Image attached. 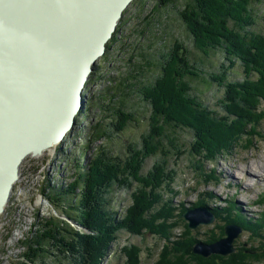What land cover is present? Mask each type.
Masks as SVG:
<instances>
[{
	"label": "rangeland",
	"instance_id": "obj_1",
	"mask_svg": "<svg viewBox=\"0 0 264 264\" xmlns=\"http://www.w3.org/2000/svg\"><path fill=\"white\" fill-rule=\"evenodd\" d=\"M190 1L168 0L166 4H160V0H134L124 11L109 41L111 44L108 43L106 53L97 60L95 70L86 82L83 89L86 106L77 114L73 129L54 151L47 150L39 156L29 155L22 162L20 176L5 210L0 213V264L83 263V251H78L81 252L78 254L69 247L59 249L60 246H54L62 240L74 246L79 242L75 237L66 238L63 233L49 234L51 226H46L45 222L52 217L67 221L74 231L89 237L92 244L98 236L104 243L107 236L110 251L100 259V264H127L126 250L134 251L135 246L141 250V254L137 251L139 264L159 263L163 259L161 256L166 257V253L169 255L174 249L177 251L175 255L171 252L173 256L190 261L191 257L183 256L189 246L187 243L192 241L194 247L197 242L219 241L226 237L225 227L230 224L229 220L240 218L243 220L240 223L245 224H237L243 231L235 238L233 253L207 257L193 253L202 258H219L221 262L235 256L244 260L243 264H264V176L258 177L260 180L256 179L255 184L246 189L244 183L250 181L251 175L246 172L244 177L235 175L234 178L228 173L236 170L237 164L245 165L257 160L255 166H259L264 160V120L257 129L253 125L249 127L240 116L248 112L246 107L251 100L247 96L240 98L237 90L234 91L237 86L251 81L255 70H250L251 63H243V55H232L233 52L223 43L207 53L198 48L181 15ZM251 4L250 7L246 5L250 14L249 17L248 13L244 15L247 22H241L240 29L236 27V21L228 22L231 28L236 27L241 32L242 39L264 34V0H254ZM226 5L221 18L229 13L225 8L232 9L228 2ZM261 48L258 46L257 52L251 56L255 57V53L262 55ZM178 54L185 59L188 71L192 73L186 75L187 88L193 87L197 93L185 95V106L175 97L167 104L175 88V79L169 74L178 66ZM136 63L145 67L143 75L137 78L134 77L138 71ZM181 65H184L182 60ZM138 78L141 88L152 87L159 91L148 92L156 104L143 100L144 92L135 85ZM127 85L133 88L131 97L123 94L125 88L130 89ZM121 102L127 103L129 110L137 109V114L135 119L128 120L125 126L116 130L114 125L120 126L117 125L119 118L111 119L105 115H111L117 108L115 104L121 105ZM190 103L194 108L195 104L202 108L199 120L190 117L189 113L195 115L186 107ZM253 104L256 106L257 103L253 101ZM259 113L264 114V110ZM172 119H176L175 122ZM208 119L223 122L227 127H211L212 123L209 124L210 129L203 127V122L207 123ZM236 122H241L240 128L248 133L239 134L236 138L232 136L229 150L215 153L217 142L224 143L231 137L228 125ZM111 124L114 125L110 127V138H95L97 132L105 133L102 125L109 127ZM166 135L175 136L172 145L167 143ZM164 142L168 145L167 156L162 149L165 148ZM207 146L214 151L208 152ZM105 147L111 149L109 155L125 153L124 165L128 167L127 182L121 181L120 177L109 181L110 185L100 193L104 203L110 199L111 212L107 213H112L110 216L115 220V228L107 226L111 228L108 233L99 232L101 228L93 231L78 224L65 216L64 211L53 205L47 196L54 188L69 185L77 171L90 170L99 149ZM212 153L216 156L209 161L207 155ZM130 165H138L134 175L129 174ZM163 168L166 178L161 180L159 176ZM140 180L147 184L140 186ZM150 198L159 201L151 205ZM142 199V208L146 207L141 217L143 227L139 233L131 232L127 226L122 227L121 222L127 217L132 219L133 209ZM200 205L207 206L216 219L211 224L190 228L183 214ZM151 223L159 227H152ZM195 264H199V260Z\"/></svg>",
	"mask_w": 264,
	"mask_h": 264
},
{
	"label": "trees",
	"instance_id": "obj_2",
	"mask_svg": "<svg viewBox=\"0 0 264 264\" xmlns=\"http://www.w3.org/2000/svg\"><path fill=\"white\" fill-rule=\"evenodd\" d=\"M168 0H160V4H166ZM223 1V2H222ZM254 0H191L186 4V6L183 8L181 11L182 18L184 19V22L188 25L190 28V31L193 34V37L195 39V43L200 48V50L204 53H207L209 49H215L216 46L221 45L222 43L227 45V47L233 52L232 55H243L241 59L244 61L243 63L245 64H250V70H255L253 73L254 75L251 76L252 79L251 81H247L246 84L237 86V89L233 86L235 89L234 91L237 90V94L240 95V98L243 96H247V99H250L251 101H248V112L240 118H243L246 120V123H248V126L253 125L258 128V125L261 121L264 119V114L260 115L264 110V34H258V35H250L251 37H246L242 39L243 35L241 34L240 31L237 30L240 29V23L241 22H247L244 18V15L248 13L247 17H249L250 10L248 11V7L250 5L252 6L251 2L253 3ZM226 2L229 3L230 9L225 8L226 11H228V15L226 17H220L225 10L222 11L224 7H227ZM255 3V2H254ZM234 5V6H233ZM252 10V9H251ZM236 21V29L231 28L228 24L229 21ZM239 21V22H238ZM242 36V37H241ZM245 36V35H244ZM257 40L256 44L255 41ZM111 44V43H109ZM258 46L262 47L260 49L262 55H259L255 53V57L251 56V53L257 52ZM231 51H227V53H231ZM253 51V52H252ZM178 57V66H175L176 68L172 70V72L169 74L172 79L175 81L173 82V87L171 96L167 100L170 103V101H173V97L177 98V101L182 104V106H185V95L186 96H194L197 95V93L194 91V88H187L188 84V78L186 77L187 73H190L188 71L189 67L185 59H182L181 54L177 55ZM181 60L184 63V65H181ZM257 62H260L258 64ZM136 73H134V77H140L143 75V71L145 70L143 67L142 63H136ZM248 70V71H250ZM192 74V73H190ZM168 75V74H167ZM126 81V80H125ZM125 83L128 84L126 81ZM135 85L139 86V90L144 92L143 93V100L146 102H152L153 104H156V101L153 100L152 95H149L148 92L153 94V91L156 93L159 91L153 90L152 87H143L141 88L140 86V78L136 79ZM128 87V85H127ZM130 89L126 90L127 88L124 89V96L125 97H131V91L133 88L128 87ZM146 92V93H145ZM154 92V93H155ZM159 94V93H158ZM148 97H151L150 99ZM178 97H180L178 99ZM149 101H148V99ZM196 98V97H195ZM152 100V101H151ZM117 101V100H116ZM253 101H255L257 104H253ZM122 103V102H121ZM123 104V103H122ZM115 104L117 108H114V111L110 114H107L105 116H110L111 119L113 117L119 118L117 121L116 126L114 124H111L109 127H105V125H102L103 128H105V133L102 132H97L95 134L96 139H100L105 136V138H110L112 133H110V127L114 125V128L116 130L121 129V127L125 126V123L128 122V120H133L136 117L137 114V109H128L127 103L123 105ZM263 105V107H261ZM258 106H260V109H257ZM189 110L193 111L195 115H190L192 119H200L198 116L202 115L200 110L202 109L199 104H195L194 106L190 103L189 105L186 106ZM245 107V106H244ZM197 108V109H196ZM180 111H183L182 109H179ZM183 112H181L182 114ZM197 115V116H196ZM237 117V115H236ZM204 118V117H203ZM174 122L176 119H172ZM226 120H229L227 118ZM129 121V122H130ZM112 122V121H111ZM121 122V123H119ZM204 126L203 127H209V124H211V127L219 128L226 126L223 122L219 123L216 120H207V123L203 122ZM233 124V123H232ZM230 124L228 125V130L231 129V137L228 139L226 142H220V140L217 142V145L214 148H217L215 153L217 152H222L224 150H229L230 145L232 144V136L235 138L239 134H244L248 133L247 131L243 130L240 128L242 126L241 122H236L233 125ZM123 125V126H122ZM206 125V126H205ZM247 126V127H248ZM227 127V126H226ZM112 129V128H111ZM248 129V128H247ZM208 131V130H207ZM206 131V132H207ZM219 134H223L217 131ZM210 134L209 132H207ZM166 137L169 139V142L167 143H173L175 140V136L171 135L169 137L166 135ZM199 137V136H198ZM222 139V138H221ZM223 140V139H222ZM166 142L163 143L165 148H162L164 150V155L167 156V151H168V145ZM221 143V144H220ZM176 148V145L175 147ZM204 148V147H203ZM179 150V148H178ZM208 152H213L214 150H210V147L207 146ZM206 150V151H207ZM110 152L112 153L111 149L109 147H105V149L100 148L96 159H94L93 164L90 167V170L88 171H83L82 169L77 171V175L75 179L69 183V185L65 187H57L51 190L47 196L51 203L55 205L57 208H61L62 211H64V215L71 218L72 220L76 221L78 224L83 225L84 227H89L91 230L96 231L99 229V232L102 231V233H108L111 231L110 227L107 226H112L114 227L115 220L111 218L112 213H107V211H110V199L105 200V203L102 201L100 193H102V190L107 188V185H110L108 182L113 181V180H118L120 177L121 181H126L127 182V175L128 173L126 170L128 169L127 164L124 165L125 160H126V155L125 153L120 154L119 156H113L109 155ZM215 153L211 154L210 156L207 155V159L209 161H212L214 157L216 156ZM166 159V157H165ZM167 160V159H166ZM138 166V165H137ZM135 165H130L129 166V174L134 175V173L137 171L138 167ZM165 167H168L167 164ZM81 168V166H80ZM127 173V174H126ZM161 175L159 176L162 180V178H166V172L165 168L161 170ZM143 184H147L143 180H140V186ZM149 184V183H148ZM147 186V185H146ZM112 199V198H111ZM144 200L142 199L141 202L139 203L137 201V206L134 207L133 211L134 214L131 215L133 221L129 223V218L127 217L125 220L121 222L122 227L127 226V228L131 232H138L140 229L143 227V218H141L144 214V210L146 207L142 208V202ZM159 199L157 198H150L149 202L151 205H156L158 203ZM149 204V205H150ZM147 206V205H146ZM105 207V210H104ZM111 212V211H110ZM114 213V212H113ZM130 216V214H128ZM230 223L238 224L242 221L238 219H231L229 220ZM46 226H51V231L49 234H61L66 238H71L75 237L77 238V241L79 242V246L76 245L74 246L73 244L66 242V241H58L54 246H60L59 249H62L63 246L66 249V247H69L70 249L76 251L78 254L81 252L78 251H83L82 259L83 263L80 264H100L101 263V258L106 257L109 254L110 247H109V241L107 236H105L106 240L103 243L102 240L100 241V237L95 238V243L92 244V241L87 238L86 235H80L72 227H70L69 223L65 221L64 219H58V218H50L45 222ZM130 224V225H129ZM152 227H159L158 224L151 223ZM242 224V223H240ZM245 224V223H243ZM242 224V225H243ZM149 225V224H148ZM244 226V225H243ZM150 226V228H152ZM115 228V227H114ZM115 230V229H114ZM48 233V232H47ZM139 233V232H138ZM74 235V236H73ZM110 237V236H109ZM45 238V236H44ZM49 239H54L53 237H47ZM72 239V238H71ZM112 239V238H111ZM49 241V240H48ZM187 252L183 254L184 257L191 258L189 259L190 261H187L185 259L179 260V256L175 257L173 256L174 252L177 251V249L171 250L166 257L165 255L161 256L163 257L162 260L159 261V263L155 264H162L163 261L166 262V264H195L196 261L199 260V264H243L244 260L241 261L239 257L233 256L232 258H226L223 259L222 262L219 260V258H202L193 253V242L187 243ZM38 246V245H37ZM165 247V246H164ZM39 250H42L41 247ZM185 250V251H186ZM126 256L128 257V261L126 262L127 264H139V255L141 254V250L138 247H134V251H132L130 248H127L126 250ZM140 253H138V252ZM175 255V254H174ZM196 257V258H195ZM160 259V256H159ZM158 259V260H159ZM198 259V260H197ZM219 260V261H217ZM195 262V263H192ZM143 264V263H142ZM154 264V263H153ZM253 264V263H252Z\"/></svg>",
	"mask_w": 264,
	"mask_h": 264
},
{
	"label": "water",
	"instance_id": "obj_3",
	"mask_svg": "<svg viewBox=\"0 0 264 264\" xmlns=\"http://www.w3.org/2000/svg\"><path fill=\"white\" fill-rule=\"evenodd\" d=\"M133 1L85 0L75 7L76 20L70 21L71 25L64 31L66 35L63 32L55 38L51 47L43 45L41 48L42 44L32 38L37 47L31 52L37 53L40 48L42 51L41 90L25 95L18 102L25 113L22 123L10 119L9 111L0 106V213L7 206L24 159L55 149L73 129L76 116L86 102L83 97L86 82L97 60L106 53L124 11ZM15 28L19 32L21 26L16 24ZM10 37L1 31L0 53H19L20 48L12 45L14 39ZM9 60L11 63L12 57L9 56ZM183 216L190 228L211 224L216 219L205 205L188 209ZM242 231V227L230 223L225 227L226 237L213 243L197 242L193 251L205 257L233 253L235 238Z\"/></svg>",
	"mask_w": 264,
	"mask_h": 264
},
{
	"label": "bare ground",
	"instance_id": "obj_4",
	"mask_svg": "<svg viewBox=\"0 0 264 264\" xmlns=\"http://www.w3.org/2000/svg\"><path fill=\"white\" fill-rule=\"evenodd\" d=\"M84 1L0 0V33L2 31L7 38L13 37L12 45L20 48L19 53H10V55L0 53V106L9 111L10 119L15 118L23 122L25 113L21 110L23 107L19 101L25 95L39 93L43 84L41 81L43 65L40 54L42 46L51 47L55 38L60 37L66 27L71 25L70 21L73 23V20H76L74 9ZM16 24L21 26L19 32L15 28ZM31 32H34L33 36ZM64 34L66 35L65 32ZM32 38L37 40L39 45L42 44L37 53L31 52L37 47L35 42H32ZM9 56L12 57L11 63H9ZM54 150V148L50 149V151ZM256 162L257 160L245 165L237 164V169L230 170L228 173L234 178L236 176L242 178L246 172L251 175L250 181L244 183L247 189L252 183L255 184L256 179L260 180L258 177L264 176V160L259 166H255ZM86 169L88 171V168Z\"/></svg>",
	"mask_w": 264,
	"mask_h": 264
}]
</instances>
